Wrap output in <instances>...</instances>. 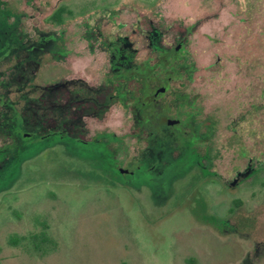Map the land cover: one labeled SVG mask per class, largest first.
<instances>
[{"label":"rangeland","instance_id":"rangeland-1","mask_svg":"<svg viewBox=\"0 0 264 264\" xmlns=\"http://www.w3.org/2000/svg\"><path fill=\"white\" fill-rule=\"evenodd\" d=\"M152 27L186 38L208 134L102 109L105 43L154 59ZM0 99L35 128L0 132V264H264V0H0Z\"/></svg>","mask_w":264,"mask_h":264},{"label":"trees","instance_id":"trees-1","mask_svg":"<svg viewBox=\"0 0 264 264\" xmlns=\"http://www.w3.org/2000/svg\"><path fill=\"white\" fill-rule=\"evenodd\" d=\"M59 12L61 8L55 10L54 17ZM162 34L158 27L147 31L149 46L155 52L154 59L151 56L135 59L137 49L124 36L105 43L110 50L111 63L101 86L105 92L101 107L117 102L128 109L133 120L129 135L147 144L156 142L160 137L159 128L163 126L174 127V130L180 126L189 131L188 134L193 131L199 136L208 134L214 123H206L201 117L200 94L191 86L198 65L186 46V38L166 43ZM0 103L9 104L7 110H0V132L8 133L11 141H15L14 146L19 148L22 143H27L29 133L33 134L35 128L25 127V117L13 100L0 99ZM202 125H208V129H203ZM51 129L56 131V128ZM200 138L203 137L200 135ZM141 152L146 151L141 147ZM32 236L43 241L48 239L45 235ZM17 239L14 235L10 237L13 243ZM35 246L38 248V243L35 242Z\"/></svg>","mask_w":264,"mask_h":264}]
</instances>
